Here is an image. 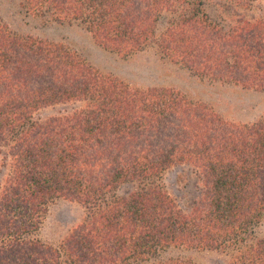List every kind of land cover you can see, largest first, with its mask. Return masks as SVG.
<instances>
[{"label":"trees","instance_id":"trees-1","mask_svg":"<svg viewBox=\"0 0 264 264\" xmlns=\"http://www.w3.org/2000/svg\"><path fill=\"white\" fill-rule=\"evenodd\" d=\"M20 8L76 24L120 57L153 48L199 79L264 92V0H21ZM172 167L187 173L176 176L192 189L183 202L161 183ZM0 170V264H192L172 256L190 250L264 264V112L225 120L174 89L131 87L1 22ZM57 200L83 214L53 247L34 234Z\"/></svg>","mask_w":264,"mask_h":264},{"label":"rangeland","instance_id":"rangeland-1","mask_svg":"<svg viewBox=\"0 0 264 264\" xmlns=\"http://www.w3.org/2000/svg\"><path fill=\"white\" fill-rule=\"evenodd\" d=\"M20 3L21 0H0V22L9 31L19 36H31L62 44L99 72L109 74L131 87L174 89L188 100L207 105L223 119L232 122H252L264 112V92L247 91L233 85L199 79L160 59L153 48L120 57L95 45L82 27L24 14ZM59 109H46L41 114H54ZM181 172L180 167L170 168L162 174L161 183L168 195L183 202L192 189L188 185L184 187L183 182L176 181L177 175L187 174ZM1 177L0 170V181ZM82 214L83 210L77 204L54 201L48 207L34 237L41 243L54 247L79 222ZM257 230L264 232V214ZM172 256L192 264H229L228 257L217 251L190 250L174 252Z\"/></svg>","mask_w":264,"mask_h":264}]
</instances>
